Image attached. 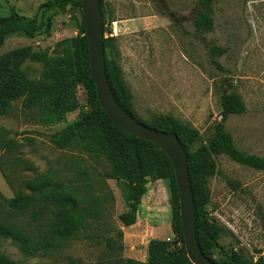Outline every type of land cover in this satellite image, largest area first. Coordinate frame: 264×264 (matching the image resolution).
Masks as SVG:
<instances>
[{"label": "rangeland", "instance_id": "1", "mask_svg": "<svg viewBox=\"0 0 264 264\" xmlns=\"http://www.w3.org/2000/svg\"><path fill=\"white\" fill-rule=\"evenodd\" d=\"M49 1L53 0H0V17L14 9L22 17L46 25L33 39L23 33L8 35L0 56L32 47L53 57L59 43L79 35V12L42 9ZM103 1L105 38L114 39V57L141 121L172 117L198 133V141L191 146L195 151L209 143L222 122V94L236 92L247 114L231 118L226 126L240 151L264 157V0H217L215 30L206 36H199L193 26L198 0ZM211 42L229 50L219 60L224 73L210 63ZM23 69L30 79L38 80L42 75L41 64L27 62ZM77 98L89 111L83 86H79ZM80 114L76 111L65 123L44 127L26 120L21 102H17L7 117L0 118V130L18 145L6 158V173L15 190L22 191L18 186L22 180L53 175L77 197L86 223L76 238L36 255H24L11 241L3 242L0 252L18 264L146 262L150 241L176 240L168 180L149 181L137 222L126 228L119 218L129 208L120 184L105 177L110 170L107 161L78 148L61 151L54 147L52 136L77 123ZM3 154L1 149L0 157ZM214 162L216 174L207 182L205 217L222 229L218 245L231 255L240 254L254 262L264 260V172L237 164L225 154ZM0 193L7 199L14 196L1 173ZM22 221L25 229L31 230L27 217ZM111 240L124 245V250H111ZM212 257L219 263L224 260L218 249Z\"/></svg>", "mask_w": 264, "mask_h": 264}, {"label": "trees", "instance_id": "2", "mask_svg": "<svg viewBox=\"0 0 264 264\" xmlns=\"http://www.w3.org/2000/svg\"><path fill=\"white\" fill-rule=\"evenodd\" d=\"M217 0H198L197 16L193 21L195 32L206 36L215 30V6ZM103 17L104 54L106 75L117 102L123 109L150 129L178 136L189 162V175L196 208V227L199 247L206 258L215 264H264L260 258L245 259L240 254H228L218 245L222 229L209 223L205 217L208 203V180L215 176L214 159L222 154L233 162L264 172V157L240 151L226 124L233 117L247 114V108L236 92H224L220 98L222 122L207 145H200L195 151L192 145L198 141V133L182 126L172 117L160 116L151 122L141 121L134 110L132 95L123 80L122 70L115 59L114 39H106L104 1L100 0ZM44 10L67 9L79 12L81 16L79 35L66 39L57 45L56 56L34 51L32 47L14 50L0 56V118L7 117L17 102H21V113L34 124L53 127L67 121V116L80 111L77 123L52 136L51 143L58 150L78 148L84 153L104 159L110 166L105 177L120 184L129 211L119 218L124 227L136 224L141 200L147 193L149 181L170 182L171 227L176 236L174 243L152 240L148 244L146 262L125 260L117 264H192L188 259L184 232L180 218V203L175 173L170 159L159 148L149 142L127 134L117 127L100 107L96 86L91 79L88 40L80 0H53L44 4ZM45 23H37L22 17L12 9L10 15L0 17V49L5 38L14 33H23L33 39L45 29ZM210 63L220 72L225 69L219 60L229 50L214 42L209 44ZM27 62L42 65V75L30 79L23 66ZM83 86L88 95L89 111L80 106L77 90ZM233 85L230 84L229 88ZM0 173L14 191L7 199L0 193V245L11 241L24 255H36L56 249L61 242L78 236L86 223L79 211L77 197L52 175H42L32 180H22L16 191L12 179L6 173L8 161L18 145L9 140L7 133L0 130ZM7 156V157H6ZM26 192V194L24 193ZM30 221L31 230L25 229L22 218ZM34 226V228H33ZM119 237L123 233L119 232ZM179 245V246H178ZM111 250H124V245L111 240ZM218 249L224 260L219 263L212 257ZM0 264H18L0 252Z\"/></svg>", "mask_w": 264, "mask_h": 264}, {"label": "water", "instance_id": "3", "mask_svg": "<svg viewBox=\"0 0 264 264\" xmlns=\"http://www.w3.org/2000/svg\"><path fill=\"white\" fill-rule=\"evenodd\" d=\"M80 3L88 40L91 79L96 86L100 107L122 131L151 143L170 159L175 173L180 203V218L188 259L192 264H215L204 256L199 247L189 162L183 145L177 135L153 130L141 124L117 102L106 75L103 17L100 0H80Z\"/></svg>", "mask_w": 264, "mask_h": 264}]
</instances>
